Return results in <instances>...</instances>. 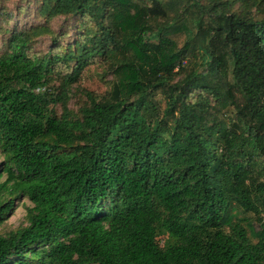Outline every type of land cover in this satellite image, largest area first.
I'll return each mask as SVG.
<instances>
[{
	"label": "trees",
	"instance_id": "obj_1",
	"mask_svg": "<svg viewBox=\"0 0 264 264\" xmlns=\"http://www.w3.org/2000/svg\"><path fill=\"white\" fill-rule=\"evenodd\" d=\"M243 3L41 0L46 22L84 28L43 58L29 51L48 23L9 30L0 225L15 200L32 206L0 235V264H264V0ZM96 58L111 91L86 92L76 118L70 86ZM57 62L75 64L56 95Z\"/></svg>",
	"mask_w": 264,
	"mask_h": 264
},
{
	"label": "rangeland",
	"instance_id": "obj_2",
	"mask_svg": "<svg viewBox=\"0 0 264 264\" xmlns=\"http://www.w3.org/2000/svg\"><path fill=\"white\" fill-rule=\"evenodd\" d=\"M232 10L240 12L245 9L243 0H229ZM41 0H0V55L7 52V41L10 36L9 30L29 29L33 26L48 23L39 15ZM83 21L79 17L59 16L49 21L48 25L55 32L53 35H42L35 37L29 51L31 56L40 58L49 57L55 54L67 52L69 48H75V42L80 38V33L84 31ZM90 23V22H89ZM95 64L87 66L80 74L78 80L70 86L67 106L74 117H82V110L88 107L89 101L86 92H91L96 96L104 97L111 91L114 76L107 73L106 68L95 59ZM75 62L66 64L57 62L53 66L52 82L49 87L52 93L59 94L63 90L64 78L71 73ZM46 89V88H45ZM44 89V90H45ZM156 99L162 103L164 96L159 94ZM56 114L63 113L61 103L53 106ZM3 156L0 153V174L2 173ZM6 180L3 175L0 182ZM32 206L28 199L20 198L14 201L13 209L7 214L6 219L0 225V235L7 236L22 227L28 226L27 209ZM260 217L264 223V204L260 206ZM252 222L253 230H260L259 218L254 214L246 215ZM254 239V236L251 234ZM257 242V239H254Z\"/></svg>",
	"mask_w": 264,
	"mask_h": 264
}]
</instances>
